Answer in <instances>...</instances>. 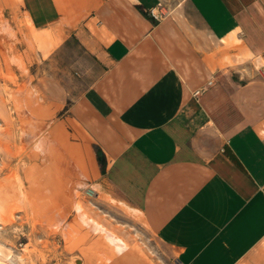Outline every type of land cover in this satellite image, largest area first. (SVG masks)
<instances>
[{"label":"crops","instance_id":"crops-1","mask_svg":"<svg viewBox=\"0 0 264 264\" xmlns=\"http://www.w3.org/2000/svg\"><path fill=\"white\" fill-rule=\"evenodd\" d=\"M18 4L13 25L76 43L97 68L67 117L106 211L131 216L169 264H264V0ZM117 252L106 264H129Z\"/></svg>","mask_w":264,"mask_h":264},{"label":"rangeland","instance_id":"rangeland-1","mask_svg":"<svg viewBox=\"0 0 264 264\" xmlns=\"http://www.w3.org/2000/svg\"><path fill=\"white\" fill-rule=\"evenodd\" d=\"M19 1L0 0V144L6 151L0 155V213L14 214L0 228V245L13 251L16 264H87L92 258L106 264L119 250L102 221L115 218L131 243L156 264H169L131 216L106 211L114 200L96 183L100 175L81 145L83 136L68 121L72 94L90 83L94 62L76 43L61 46L58 35L46 43L42 31L13 25L9 16ZM52 100L64 102L63 108L51 107ZM58 124L66 144L54 130ZM88 189L96 194L88 196Z\"/></svg>","mask_w":264,"mask_h":264},{"label":"bare ground","instance_id":"bare-ground-1","mask_svg":"<svg viewBox=\"0 0 264 264\" xmlns=\"http://www.w3.org/2000/svg\"><path fill=\"white\" fill-rule=\"evenodd\" d=\"M59 2H62L63 0H57ZM71 2H76V0H67ZM64 7V5H62ZM43 34L39 35V39H43L46 43L47 42H52V40L55 38V36L51 33V31L42 32ZM1 98H0V103H1ZM0 108H3L2 104H0ZM1 113V111H0ZM55 131L59 132L60 136L62 137L63 144H66V139H67V133L64 130L63 126L58 124L55 128ZM5 150L3 147H1L0 144V155L3 156L5 154ZM76 154V153H75ZM86 156L89 159L90 163L92 166H95V162L92 156V152L89 148L86 149ZM74 171V170H73ZM72 172V171H71ZM72 174V173H71ZM73 178V177H72ZM72 183L73 180L71 179ZM93 206L95 205L94 203L90 202ZM13 212L9 211L8 215H2L0 213V228L4 229L8 225H10L14 219H12ZM107 238L111 242L116 243L118 250L121 252H124L125 249L131 247V255L129 258H127L129 264H156L146 253L145 250L142 249V247L137 243H131L130 246L128 243L125 241H122L120 239H117L115 235L112 234V231H108L107 233ZM15 256L14 253L11 249L5 251L4 248L0 245V264H16L15 262ZM130 260V261H129Z\"/></svg>","mask_w":264,"mask_h":264},{"label":"built area","instance_id":"built-area-1","mask_svg":"<svg viewBox=\"0 0 264 264\" xmlns=\"http://www.w3.org/2000/svg\"><path fill=\"white\" fill-rule=\"evenodd\" d=\"M151 13H152V15L155 16V18H157V19H158V18H161L162 16L167 15V11L164 9V7L162 6V4H160V5L157 7L156 12H155L154 10H152ZM211 83H212V82L209 81L208 84H211ZM200 93H201V90H196V91L194 92L195 95H199ZM86 194H87L88 196H90V197H93L94 194H96V191H95V189H94V190H93V189H88V190L86 191Z\"/></svg>","mask_w":264,"mask_h":264},{"label":"trees","instance_id":"trees-1","mask_svg":"<svg viewBox=\"0 0 264 264\" xmlns=\"http://www.w3.org/2000/svg\"><path fill=\"white\" fill-rule=\"evenodd\" d=\"M96 154H97V159L99 161L101 170L104 171V169L106 167V159L104 157V154L100 148L96 149Z\"/></svg>","mask_w":264,"mask_h":264}]
</instances>
